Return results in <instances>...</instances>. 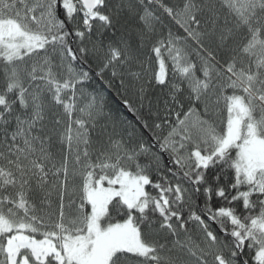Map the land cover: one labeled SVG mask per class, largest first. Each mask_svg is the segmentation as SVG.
<instances>
[{"label":"snow or ice","instance_id":"obj_1","mask_svg":"<svg viewBox=\"0 0 264 264\" xmlns=\"http://www.w3.org/2000/svg\"><path fill=\"white\" fill-rule=\"evenodd\" d=\"M0 264H264V0H0Z\"/></svg>","mask_w":264,"mask_h":264},{"label":"trees","instance_id":"obj_2","mask_svg":"<svg viewBox=\"0 0 264 264\" xmlns=\"http://www.w3.org/2000/svg\"><path fill=\"white\" fill-rule=\"evenodd\" d=\"M169 67H170V65H169ZM117 104H118V102H110V106H111L113 109H116ZM117 115H118L119 117H121V118L126 119V120H132V119H133V118H130L129 116H127V114H126L125 112H119V113H117Z\"/></svg>","mask_w":264,"mask_h":264},{"label":"water","instance_id":"obj_3","mask_svg":"<svg viewBox=\"0 0 264 264\" xmlns=\"http://www.w3.org/2000/svg\"><path fill=\"white\" fill-rule=\"evenodd\" d=\"M124 112H125V113L127 114V116H129L130 118H133L131 113H128V112H126V111H124Z\"/></svg>","mask_w":264,"mask_h":264}]
</instances>
